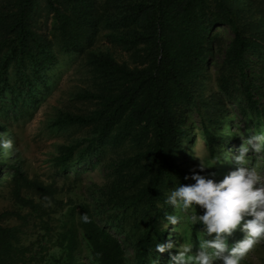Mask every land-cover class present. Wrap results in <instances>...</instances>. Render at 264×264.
I'll return each instance as SVG.
<instances>
[{
	"label": "trees",
	"instance_id": "1",
	"mask_svg": "<svg viewBox=\"0 0 264 264\" xmlns=\"http://www.w3.org/2000/svg\"><path fill=\"white\" fill-rule=\"evenodd\" d=\"M39 7L44 10V21L51 20V37L36 29ZM215 26L232 32L223 48L220 31H213ZM99 30L109 43L128 54L130 62L119 63L107 53L87 51L84 65L93 86L86 87L81 97L93 99L95 104L85 114H66L60 121L91 126L96 135L88 139L87 146L102 138L129 143L134 150L128 158L134 170L133 197L154 208V221L159 212L154 199L164 181L183 180V170L174 162L179 153L180 115L195 103L199 75L211 54L222 51V66L239 71L237 77L255 116L264 112V106L258 110L252 101L254 95H264V59L255 84H246L249 79L244 70L250 56L258 60L262 56L264 0H0V92L9 93L10 88L14 95H29L42 80L44 69L54 62L53 47L60 52H83ZM235 85L234 81L220 82L225 93ZM75 147L64 146L62 158L69 157ZM67 166L62 160L57 171ZM8 183L15 200L38 216L43 213L42 205L23 196L22 189L32 188L50 197L54 192L18 170L12 172ZM10 214L24 218L18 212L3 211L0 220ZM79 215L94 259L99 264H117L121 252L118 239L86 206ZM83 215L89 217L87 222ZM151 228L152 235L147 233L137 250L140 260L165 239L160 225L153 223ZM21 231L17 225L0 222V264H33L29 256L32 242L20 243ZM61 235L65 240L69 230ZM60 245L62 255L53 257L50 264H75L71 237Z\"/></svg>",
	"mask_w": 264,
	"mask_h": 264
},
{
	"label": "rangeland",
	"instance_id": "2",
	"mask_svg": "<svg viewBox=\"0 0 264 264\" xmlns=\"http://www.w3.org/2000/svg\"><path fill=\"white\" fill-rule=\"evenodd\" d=\"M38 10L36 29L47 32L51 37V20L45 22L44 10L41 7ZM213 31H220L222 48L232 37L228 27L215 26ZM52 51L54 62L44 69L42 80L29 95H14L10 88L9 93L0 92V96H3L0 98V136L11 138L16 149L15 152L0 150V213L9 211L24 215L23 219H18L10 214L1 218L0 222L21 228L20 243L32 242L29 256L33 264H50L53 257L62 255L60 244H64L68 237L73 241L75 264H99L79 225L80 210L86 206L92 217L118 239L121 252L117 264H169V251L175 254V248L163 253L154 248L143 260L138 258L137 250L141 249L143 237L147 233L152 235L151 225H160L161 214L167 208L172 212V207L165 204L164 199L167 191L179 181L170 178L160 187L159 195L154 199L159 212L153 221L154 208H150L144 200L133 197L134 170L128 158L134 150L129 143H110L102 138L98 143L87 146L88 139L96 135L91 126L60 121L66 114H85L95 104L93 99L81 97L86 87L93 86L88 67L84 65L87 51L107 53L119 63H129L128 54L109 43L102 30L96 33L83 52H60L56 47ZM261 54L260 60L257 56L248 58L251 61H247L244 67L249 79L246 84L257 82L254 77L259 76L264 49ZM222 59V51L210 55L199 75L195 103L180 115L179 153L174 162L183 170L181 184L193 183L192 171H200V160L196 155L207 154L209 159L222 152L234 155L242 143L241 137L234 135L239 130L245 137L250 134L249 131L264 132V112L258 118L255 116V109L247 101L245 87L237 77L239 71L222 66ZM8 76L9 81L13 82L10 71ZM222 79L227 80L228 84L234 81L236 85L225 93L220 87ZM31 93L32 97L29 98ZM252 101H255L258 110H263L264 95H254ZM69 145L76 147L69 157L62 158L64 146ZM99 147L102 149L97 151ZM62 160L67 162V169L57 171ZM78 161L82 163L76 165ZM123 162L128 163L125 166ZM236 167L233 160H221L206 167L200 174L218 181ZM14 170L54 190L50 197L32 188L22 189L23 196L42 205L41 215L30 212L13 197L8 180ZM186 175L189 177L187 180L184 179ZM195 209L197 214L202 213L198 205ZM44 222L48 229L43 227ZM66 229L70 236L64 240L61 233ZM184 230L183 224H169L165 229V239L160 243L169 239L182 242L179 235ZM201 230L200 224L192 226L193 251L198 245L197 232ZM243 238L244 233L236 230L226 237V243L231 246ZM214 264L220 262L215 261ZM241 264H264V241L257 244Z\"/></svg>",
	"mask_w": 264,
	"mask_h": 264
},
{
	"label": "clouds",
	"instance_id": "3",
	"mask_svg": "<svg viewBox=\"0 0 264 264\" xmlns=\"http://www.w3.org/2000/svg\"><path fill=\"white\" fill-rule=\"evenodd\" d=\"M249 133L247 137L240 130L234 134L242 139L234 155L222 152L210 159L207 154L196 155L200 171L221 160L235 161L237 167L222 179L214 181L200 171H192L193 183L178 182L167 191L164 203L172 207V212H165L159 220L162 231L169 224L185 226L179 235L182 242L169 239L155 244L160 253L177 249L175 254L169 251V264H241L264 241V132ZM0 150L15 152L13 140L0 136ZM197 205L201 214L196 212ZM82 219L87 222L89 217L83 215ZM195 224L202 225V230L197 232L198 245L193 251L191 229ZM236 230L243 232L244 238L229 246L226 237Z\"/></svg>",
	"mask_w": 264,
	"mask_h": 264
}]
</instances>
